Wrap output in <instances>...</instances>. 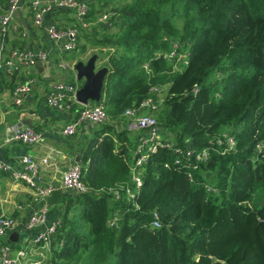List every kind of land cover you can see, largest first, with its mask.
<instances>
[{"label": "trees", "instance_id": "trees-1", "mask_svg": "<svg viewBox=\"0 0 264 264\" xmlns=\"http://www.w3.org/2000/svg\"><path fill=\"white\" fill-rule=\"evenodd\" d=\"M88 6L90 26H77L83 43L76 49L88 44L106 55L101 98L92 103L107 120L83 149L87 190L64 198L50 263L264 264V0ZM103 11L113 13L105 23L97 20ZM173 42L182 58L164 55ZM15 77L1 70L0 86L12 88ZM154 86L165 90L152 111L161 142L173 145L147 153L135 169L136 189L137 141L124 111L154 100ZM120 120L122 130L113 123ZM188 147L186 157L180 152ZM202 150L207 157L197 160Z\"/></svg>", "mask_w": 264, "mask_h": 264}, {"label": "crops", "instance_id": "crops-1", "mask_svg": "<svg viewBox=\"0 0 264 264\" xmlns=\"http://www.w3.org/2000/svg\"><path fill=\"white\" fill-rule=\"evenodd\" d=\"M6 1L0 0V13ZM30 1L22 0L15 13L8 29L7 46L2 61L8 59V54L12 49L44 50L48 53V60L42 62L43 69L41 72L38 70L37 63L33 69L19 68L12 72L16 76L13 87L29 75L34 77L31 91L23 97L20 105H15L12 101L11 91L13 87L3 88L0 86V162H8L14 167H20L19 159L29 154L38 162L43 181L57 186L58 189L46 198L37 199L30 186L12 179L8 173L0 172V215L14 217L18 221L6 237V243L12 245L11 258L16 257L18 249L23 247L27 249L25 257L20 258L16 264H28L30 261L47 264L50 263L52 240L47 244L36 243L35 237L40 228L26 229L25 223L29 214L44 204L48 208L46 225L60 219L64 198L69 194L61 188L62 175L72 164L79 163L81 165L83 149L92 135L94 126L79 127L73 135H64L62 133L63 126L74 119L77 108L81 104L77 102L78 104L64 105L60 108H50L45 105L44 97L54 81H76L74 68L61 69L58 63L64 61L68 64L72 63L74 66L79 59L77 49L67 52L57 46L48 37L45 27L55 24L58 28H67L74 26L76 20L71 9L52 7L50 12L44 16V24L35 26L29 8ZM44 1L53 2V0ZM80 39L78 34V41ZM78 43L80 45V42ZM103 53L99 52L98 61H103L104 64L106 55L104 56L105 53ZM103 64L100 66H104ZM1 70L5 77L10 78L12 73L8 71L7 67H2ZM113 123L118 130L124 129V123L121 120ZM16 126L34 128L40 132V139L30 146H25L20 142L7 141L12 127ZM126 128L128 136L132 140L136 139L137 142L139 137L144 134L142 130L136 129L131 123H127ZM159 132L160 136L164 134L162 128ZM135 147L134 144L131 150L132 156L135 155ZM13 232L16 233L15 241L9 239ZM4 239L0 238V244L5 242Z\"/></svg>", "mask_w": 264, "mask_h": 264}, {"label": "built area", "instance_id": "built-area-1", "mask_svg": "<svg viewBox=\"0 0 264 264\" xmlns=\"http://www.w3.org/2000/svg\"><path fill=\"white\" fill-rule=\"evenodd\" d=\"M93 0H53L52 3L44 0H31L29 3L30 12L32 15V21L35 26H42L44 24V16L50 12L52 7L71 9L73 16L76 20L74 26L67 28H58L55 24L45 27V31L48 37L59 47L67 52H72L77 48L78 44V25L82 27H89L90 23L85 20L88 13V3ZM22 3V0H7L6 4L0 13V69L7 67L10 73L16 71L19 68L25 70L33 69L38 61L46 62L48 60V53L44 50H18L12 49L8 54V59L4 58V50L7 46V35L10 24L12 23L15 13ZM111 11L99 15L98 21L107 22L112 16ZM178 44L172 43L170 51L164 53L167 58H182V54H177ZM159 56V55H158ZM58 66L61 69L71 68L73 64L60 61ZM147 66L145 65V68ZM34 83V77L32 75L27 76L23 81L14 85L11 95L12 101L15 105L22 103L23 97L31 91ZM79 87L77 81L57 80L54 81L49 88L48 93L44 97V103L50 108H60L64 105L70 106L76 102V91ZM152 93H155V99L146 98L137 106H130L125 109L124 116L130 120V123L134 125L136 129L143 131V135L139 137L137 145L135 147V161L132 165V182L136 189L142 184L141 177L135 172L137 167H140L146 161V155L149 152L155 151L158 145L172 146V142L163 143L160 138V126L152 112L159 105L158 99L161 88L154 86L150 88ZM1 113V104H0ZM107 120V113L105 109L98 104L87 103L80 106L77 110L74 119L66 123L62 128L64 135H73L76 129L87 125H98ZM40 132L32 127H12L7 141L20 142L25 146H30L36 143L40 139ZM229 145H233V139L229 135H225ZM176 151H179L177 149ZM182 155L189 157L191 150L189 147L180 152ZM207 157V151L202 150L196 155L197 160H204ZM178 160H175L177 162ZM20 167H14L8 162H0V172H5L10 175L14 180L21 181L30 186L37 199L46 198L54 190L58 189L57 186L51 183H45L40 175L39 164L29 154L24 155L19 159ZM81 165L79 163L72 164L62 175L61 188L67 191L69 194H76L85 192L87 190L86 185L81 180ZM126 193L129 198L133 197V193L127 188ZM117 194V191H116ZM118 195V194H117ZM48 217V208L46 205L39 206L33 210L25 223L26 229L40 228L36 237V243H49L56 232V228L59 225V219L54 221L50 225H46ZM153 221L151 222L153 227L159 225L157 220V214L152 213ZM18 221L14 217L0 215V238H5V242L0 244V264H16V262L25 257L26 247L18 249L16 257L11 258L10 253L12 251V245L6 243L7 236L17 225ZM28 264H41L39 261H30ZM51 264V263H47Z\"/></svg>", "mask_w": 264, "mask_h": 264}, {"label": "water", "instance_id": "water-1", "mask_svg": "<svg viewBox=\"0 0 264 264\" xmlns=\"http://www.w3.org/2000/svg\"><path fill=\"white\" fill-rule=\"evenodd\" d=\"M98 54L93 53L86 61L78 60L74 64L75 79L80 83L76 91V102L85 105L99 102L107 66H97ZM38 70L42 71V62L38 61ZM261 221V219H259ZM10 240H16V233H11Z\"/></svg>", "mask_w": 264, "mask_h": 264}, {"label": "rangeland", "instance_id": "rangeland-1", "mask_svg": "<svg viewBox=\"0 0 264 264\" xmlns=\"http://www.w3.org/2000/svg\"><path fill=\"white\" fill-rule=\"evenodd\" d=\"M105 12H107V11H103V12H101L100 14L102 15L103 13H105ZM100 15V16H101ZM118 31V28H114L113 30H112V32H109V33H113V32H117ZM81 43H83V40L82 39H80V45H82ZM77 51H78V57H79V59L78 60H82V61H86L92 54H93V52L95 53H97V52H100L101 51V49L100 48H95V47H90V46H88V44H87V46H86V48H85V50L84 51H82L80 48H78L77 49ZM98 59H99V57H98ZM103 64V61H98L97 60V66H100V65H102ZM164 95H165V90H163V91H161L160 93H159V95H158V99L159 100H161L163 97H164ZM152 112V111H151ZM153 116L155 117V114H153ZM156 118V117H155ZM136 131L134 130V133H135ZM164 136V135H163ZM160 138L162 139L163 137L162 136H160Z\"/></svg>", "mask_w": 264, "mask_h": 264}]
</instances>
